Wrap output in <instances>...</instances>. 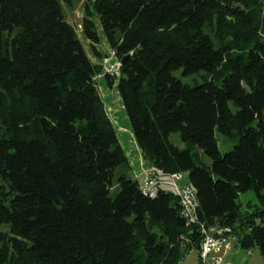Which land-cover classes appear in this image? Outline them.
Here are the masks:
<instances>
[{"label": "trees", "instance_id": "1", "mask_svg": "<svg viewBox=\"0 0 264 264\" xmlns=\"http://www.w3.org/2000/svg\"><path fill=\"white\" fill-rule=\"evenodd\" d=\"M95 12L106 43L127 55L103 77L145 160L187 172L199 218L230 226L264 258V0H86L82 31L97 61L61 0H0V264H179L200 249L177 195L150 196L128 173L112 195L116 168L131 162L99 88L107 53ZM178 68L203 81L184 82ZM217 129L238 137L232 149ZM250 189L263 206L243 210Z\"/></svg>", "mask_w": 264, "mask_h": 264}, {"label": "rangeland", "instance_id": "2", "mask_svg": "<svg viewBox=\"0 0 264 264\" xmlns=\"http://www.w3.org/2000/svg\"><path fill=\"white\" fill-rule=\"evenodd\" d=\"M62 9L65 17L75 24L77 31L79 33V37L83 44L85 45L86 51L92 56V58L97 61L98 58L93 53L89 40L86 38L82 31V17L83 12L85 11V4L86 0H72V3L67 0H61ZM94 19L97 24V29L99 32V36L101 38L100 42H98V48L104 51L105 56L109 55L111 58L116 61L117 58L114 55L113 50L111 47L106 43V38L102 29V24L97 12L94 14ZM103 57V58H104ZM105 70L97 75V79L99 81V88L106 103V107L108 110L109 115L112 117L114 122L117 135L123 147L126 149L127 154L129 156V160L135 166L129 167L127 163H122L116 168L115 176H114V187L112 188V195L116 194L118 178L122 173H128L131 176H135L134 171L140 169V158H141V149L136 141L134 133L131 129L130 119L128 117L127 111L123 105L122 98L116 88L115 85L110 86L107 80L103 77L105 75ZM203 73L202 72H194V73H185L183 68H178L174 70V74L182 79L184 82L194 85L198 82L203 81ZM217 136L219 139V146L223 152H226L234 147V145L238 142V137H229L227 134L222 133L219 129H217ZM169 139L181 148L187 147V142L183 140L180 131H173L169 134ZM193 150L198 152V155L201 159L206 161L208 164L211 163V158L208 154L203 151L198 146H194ZM150 164V163H149ZM154 165V164H151ZM185 179L188 177V173L184 172ZM139 180L143 179L142 175L139 173L138 176ZM117 188V189H116ZM239 201L242 204V209L246 210L248 208L256 207L257 205L263 206L258 197L255 190L250 189L244 191L240 194ZM249 202L253 205L250 207L248 204ZM0 229L7 230L8 225L4 222L0 221ZM233 248L227 255L226 263L227 262H235L237 264L241 263H249V264H263L264 258L260 251L258 245H254L252 247L253 252L251 254L246 253V247L235 246L236 239H232ZM239 249L238 253H236V249ZM200 261V251L197 248L191 249L189 252L185 254L183 259L180 261L179 264H198Z\"/></svg>", "mask_w": 264, "mask_h": 264}, {"label": "built area", "instance_id": "3", "mask_svg": "<svg viewBox=\"0 0 264 264\" xmlns=\"http://www.w3.org/2000/svg\"><path fill=\"white\" fill-rule=\"evenodd\" d=\"M113 52L117 60L114 61L109 55L105 56L102 60L103 69L105 72L118 75L122 62L114 50ZM134 173L136 178H138L139 173L142 175L143 179L139 181L144 193L156 196L160 190H165L179 197L183 216L188 223L196 224L202 234L199 249L200 264L226 263L227 255L233 248L232 239L235 238V235L232 234V228L208 224L199 218L198 190L192 182L185 179L184 173L167 172L156 165H151L147 163L143 155L140 158V169L135 170ZM252 252V248H247V255Z\"/></svg>", "mask_w": 264, "mask_h": 264}, {"label": "crops", "instance_id": "4", "mask_svg": "<svg viewBox=\"0 0 264 264\" xmlns=\"http://www.w3.org/2000/svg\"><path fill=\"white\" fill-rule=\"evenodd\" d=\"M90 42V41H89ZM142 153V152H141ZM148 163V162H147ZM131 166L133 167V166H135L134 164H132L131 163ZM134 168V167H133ZM235 246H237V243H236V245ZM239 250V249H238ZM236 251H237V249H236ZM239 251H237L236 253H238Z\"/></svg>", "mask_w": 264, "mask_h": 264}, {"label": "water", "instance_id": "5", "mask_svg": "<svg viewBox=\"0 0 264 264\" xmlns=\"http://www.w3.org/2000/svg\"><path fill=\"white\" fill-rule=\"evenodd\" d=\"M127 57V55H125V56H123V58H122V62H124V60H125V58Z\"/></svg>", "mask_w": 264, "mask_h": 264}, {"label": "bare ground", "instance_id": "6", "mask_svg": "<svg viewBox=\"0 0 264 264\" xmlns=\"http://www.w3.org/2000/svg\"><path fill=\"white\" fill-rule=\"evenodd\" d=\"M135 177V176H134ZM228 263V262H227Z\"/></svg>", "mask_w": 264, "mask_h": 264}]
</instances>
